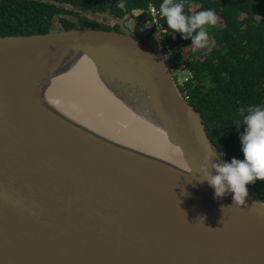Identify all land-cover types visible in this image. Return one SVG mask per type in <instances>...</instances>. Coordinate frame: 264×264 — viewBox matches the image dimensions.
Returning a JSON list of instances; mask_svg holds the SVG:
<instances>
[{
	"label": "water",
	"instance_id": "obj_1",
	"mask_svg": "<svg viewBox=\"0 0 264 264\" xmlns=\"http://www.w3.org/2000/svg\"><path fill=\"white\" fill-rule=\"evenodd\" d=\"M80 54L99 96L82 118L66 76ZM176 75L115 31L0 37V264H264V200L202 182L206 157L227 161Z\"/></svg>",
	"mask_w": 264,
	"mask_h": 264
},
{
	"label": "trees",
	"instance_id": "obj_2",
	"mask_svg": "<svg viewBox=\"0 0 264 264\" xmlns=\"http://www.w3.org/2000/svg\"><path fill=\"white\" fill-rule=\"evenodd\" d=\"M171 2H182L184 12L189 15L212 9L220 18L215 25L206 26L207 45L192 51L188 57H184L183 51L191 46V39L172 33L163 18L166 33L162 34L160 45L173 70L191 73V79L180 90L202 115L216 149L227 162L233 158L242 160L240 136L244 128H237L234 122L239 119L241 108L264 105V0ZM161 3L162 0H0V37L72 29L112 31L97 27L89 17L97 12L122 19L129 11L141 9L149 18L150 5L159 7ZM64 14L71 15L72 20ZM56 17L60 28L54 26ZM247 187L264 194V181L257 180Z\"/></svg>",
	"mask_w": 264,
	"mask_h": 264
},
{
	"label": "clouds",
	"instance_id": "obj_3",
	"mask_svg": "<svg viewBox=\"0 0 264 264\" xmlns=\"http://www.w3.org/2000/svg\"><path fill=\"white\" fill-rule=\"evenodd\" d=\"M159 13L165 19L167 28L172 33H180L183 39H191L193 48H203L207 45L206 26L216 24L214 10L203 9L189 15L184 12L182 2L172 3L171 0H162L159 5ZM124 18L118 19L123 20ZM164 30L165 32L159 33H166L165 28ZM185 72L187 73L186 70H182L174 78L180 92L181 87L178 84V78ZM188 74L186 77L191 79V73ZM181 94L183 96L182 92ZM185 99L187 100V98ZM238 117L239 119L234 122V125L237 128H244V132L240 136L243 159L233 158L230 162L216 164L212 163L209 157H206L200 166V171L203 173L202 182L206 181L213 189L214 198H223L226 192H231L234 205L247 206V185L254 184L257 180L264 181V105H250L246 109L241 108ZM209 164H211L215 174L209 172ZM258 203V201L253 202L254 205Z\"/></svg>",
	"mask_w": 264,
	"mask_h": 264
},
{
	"label": "bare ground",
	"instance_id": "obj_4",
	"mask_svg": "<svg viewBox=\"0 0 264 264\" xmlns=\"http://www.w3.org/2000/svg\"><path fill=\"white\" fill-rule=\"evenodd\" d=\"M67 73L68 74L66 76L67 78H69L71 83L73 81L77 82L76 84L77 90L84 91V94H80L76 96V99L75 98L73 99H74V105L78 106V109H80V110H74V113L79 118L85 117L93 106L98 107L96 103L99 99V96L97 97L94 96V93L98 92V79H97L98 77L96 75L97 71L94 65L92 64V62L89 59H87L84 55L80 54L78 56V61L73 63L71 66H69V70ZM79 74H81V76L78 77ZM70 82H68V84ZM85 94H89L92 97H88ZM67 100L71 102L72 95H68ZM147 135L149 137L148 132ZM145 142H144L145 145L144 143L139 144V148L140 150L147 152V149L145 147H148L151 150L153 148L152 146L153 144L149 140H146ZM169 158L175 159L176 154L169 156Z\"/></svg>",
	"mask_w": 264,
	"mask_h": 264
},
{
	"label": "rangeland",
	"instance_id": "obj_5",
	"mask_svg": "<svg viewBox=\"0 0 264 264\" xmlns=\"http://www.w3.org/2000/svg\"><path fill=\"white\" fill-rule=\"evenodd\" d=\"M139 12L140 11H138L135 14L138 15ZM96 13L97 12H95V14ZM95 14H93L94 16H90L89 18H91V20H94V22H98L97 27L100 28L102 26V24H115L113 21L111 22L110 20H108L106 18H103L100 16H95ZM83 15H85V14H83ZM125 19H127V22L125 23L126 24L125 27H123L121 25L123 27V29L131 30L130 28H137L138 31H141L143 33V35H145L147 38L150 37V43L153 46H155V48L161 53L160 41H161L162 34L155 30L154 24L150 18L145 16L144 18L142 17L140 20H137V18L132 19V18L126 16L124 18V20ZM130 19H132V21H129ZM219 21H220V18L216 17V22H219ZM54 26H57L59 28L61 27L59 19L54 20ZM110 27L111 26H108L107 28L110 29ZM126 33H127V31H126ZM198 49H200V48H193L192 46L186 47L183 51V55H184V57H188L192 51H196ZM170 63H171V61H170ZM172 64H174L173 61H172ZM174 75L175 74L173 73V76ZM186 76H187L186 72L181 75V77H186ZM253 192H254L256 197H261L264 200V194L259 195L257 192H255V191H253Z\"/></svg>",
	"mask_w": 264,
	"mask_h": 264
},
{
	"label": "flooded vegetation",
	"instance_id": "obj_6",
	"mask_svg": "<svg viewBox=\"0 0 264 264\" xmlns=\"http://www.w3.org/2000/svg\"><path fill=\"white\" fill-rule=\"evenodd\" d=\"M138 11H140L139 12V14L137 15V14H135V13H137ZM144 11L143 10H141V9H138V10H132V11H129L128 12V14H126V16L127 17H129L130 16V14H131V17L130 18H137V20H140L142 17L144 18L145 17V15H144V13H143ZM135 14V15H134ZM143 14V15H142ZM137 15V16H136ZM64 16L67 18V19H69V20H72V16L71 15H69V14H64ZM125 16V15H124ZM59 18L58 17H56V18H54L53 19V22H54V20H58ZM77 19H78V16H75V21H77ZM132 19H130L129 21H132ZM137 22V21H136ZM96 23H98V22H96ZM126 22H124V21H122L121 23H116V24H102V26L103 27H108V26H111L110 28L112 29V31H115V32H119V33H123V34H126V35H129V36H131V37H133V38H135V39H137V40H139V41H142V40H146V41H149L150 42V37H146L145 35H143V33L141 32V31H138V29L137 28H130L131 30H126V29H123V27H125V24ZM123 27H122V26ZM126 31H127V33H126Z\"/></svg>",
	"mask_w": 264,
	"mask_h": 264
},
{
	"label": "built area",
	"instance_id": "obj_7",
	"mask_svg": "<svg viewBox=\"0 0 264 264\" xmlns=\"http://www.w3.org/2000/svg\"><path fill=\"white\" fill-rule=\"evenodd\" d=\"M149 15H150V19L154 24L155 29L158 32H165L163 24H162V19L163 17L160 15L159 13V7L155 6V5H151L148 11ZM189 77H179L178 78V84L181 86H183V84L185 85L186 81H188Z\"/></svg>",
	"mask_w": 264,
	"mask_h": 264
}]
</instances>
